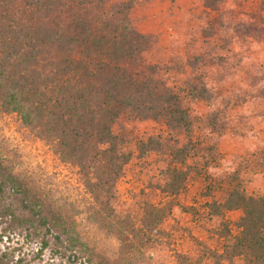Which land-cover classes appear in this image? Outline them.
I'll return each instance as SVG.
<instances>
[{
    "label": "trees",
    "instance_id": "16d2710c",
    "mask_svg": "<svg viewBox=\"0 0 264 264\" xmlns=\"http://www.w3.org/2000/svg\"><path fill=\"white\" fill-rule=\"evenodd\" d=\"M222 2L205 0L214 15L206 38L216 26L253 35L263 28L264 0H235L240 10L230 21ZM132 7L131 0H0V105L76 168L84 189L81 198L58 197L44 177L9 172L6 186L41 238L34 257L52 249L69 264H264V193L248 191L240 168L219 169L218 146L199 132L220 134L225 123L218 110L201 116L192 107L214 99L204 68L229 61L233 38L193 55L182 85L172 84L147 58L159 36L135 27ZM121 120H153L168 133L133 149L127 133L115 131ZM151 154L163 162L157 180L125 198L128 165ZM249 162L264 173V149ZM231 211L241 212L236 221ZM81 214L117 240L115 256L83 237ZM14 260L0 250V264L24 259Z\"/></svg>",
    "mask_w": 264,
    "mask_h": 264
},
{
    "label": "rangeland",
    "instance_id": "374dc122",
    "mask_svg": "<svg viewBox=\"0 0 264 264\" xmlns=\"http://www.w3.org/2000/svg\"><path fill=\"white\" fill-rule=\"evenodd\" d=\"M131 1L130 16L135 27L142 33L159 36L147 58L159 62L165 78L172 84L182 85L193 69L188 64L193 55L211 50L213 41L220 37L228 35L233 38L229 61L204 68L215 92L214 99L210 102L194 101L192 107L201 116L218 110L225 123L220 134L209 133L203 126L199 132L218 146L222 155L219 169L240 168L248 191L264 193V173L249 162L254 153L264 149V97L259 94L264 83V26L256 35L239 33L231 28L224 31L216 26L212 31L218 33L206 38L205 30L214 24V15L205 10V0ZM222 4L226 21L240 10L235 0H225ZM217 52L224 53V50ZM115 131L126 132L133 149L139 140L168 133L165 126L153 120H121ZM162 164L156 154L134 159L120 183L124 197L128 198L130 189H139L150 180H157ZM12 171L30 181L44 177L58 197L71 194L81 198L84 195L77 169L63 163L22 123L17 113L0 105V250L14 261L22 257L23 264H30L33 259L35 264H69L52 249L46 250L42 260L34 257V250L42 244L41 238L35 234L30 216L21 214L25 205L21 196L6 186L7 175ZM240 214V211H231L228 216L236 221ZM78 227L83 237L100 253L111 257L117 254V240L103 233L84 214L78 216Z\"/></svg>",
    "mask_w": 264,
    "mask_h": 264
}]
</instances>
